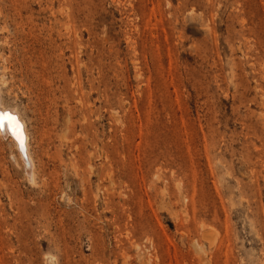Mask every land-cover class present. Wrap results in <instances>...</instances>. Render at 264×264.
<instances>
[{
  "label": "rangeland",
  "instance_id": "rangeland-1",
  "mask_svg": "<svg viewBox=\"0 0 264 264\" xmlns=\"http://www.w3.org/2000/svg\"><path fill=\"white\" fill-rule=\"evenodd\" d=\"M0 91V264H264V0H0Z\"/></svg>",
  "mask_w": 264,
  "mask_h": 264
},
{
  "label": "bare ground",
  "instance_id": "bare-ground-1",
  "mask_svg": "<svg viewBox=\"0 0 264 264\" xmlns=\"http://www.w3.org/2000/svg\"><path fill=\"white\" fill-rule=\"evenodd\" d=\"M1 92V91H0ZM1 98V97H0ZM2 99V98H1ZM2 103V102H1ZM0 103V107H1V104ZM4 106V105H3ZM7 108V107H6ZM1 109V108H0ZM10 109V108H9ZM13 109V108H12ZM16 111V110H15ZM12 116H15V115H12ZM20 115H18V117H19ZM16 117V116H15ZM20 118V117H19ZM22 121L24 120L23 119V117H22V119H21ZM18 121V120H17ZM19 122V121H18ZM24 122V121H23ZM26 123V122H25ZM25 123L23 124L24 126H25ZM10 125H15V122L14 121H11L10 123H4L2 120H0V134H2V135H6L7 134V132L9 133V131H10V129H9V126ZM22 125V126H23ZM23 126V127H24ZM25 129V128H24ZM27 129V128H26ZM18 131V130H17ZM19 131H20V129H19ZM29 132V131H28ZM25 134H27L28 135V133H25ZM29 136V135H28ZM10 138V137H9ZM11 139V138H10ZM13 139H14V137H13ZM12 139V140H13ZM18 140V139H17ZM25 140V139H24ZM27 140V139H26ZM28 140H30V139H28ZM26 143H28L27 141H26ZM15 144V143H14ZM13 144V145H14ZM16 145V144H15ZM14 145V146H15ZM16 147V146H15ZM21 147V146H20ZM27 147H29V146H27ZM16 149V148H15ZM21 149H24L23 147H21ZM26 149H28V148H26ZM16 151V150H15ZM17 152V151H16ZM28 153H29V151H28ZM20 153H19V151H18V154L17 155H19ZM20 157V156H19ZM29 157H31V156H29ZM32 158V157H31ZM23 160V159H22ZM28 160V159H27ZM24 166H25V164H24ZM28 169H29V171L31 172V170H32V168H33V162H32V160L31 159H29L28 160ZM27 172H28V170H27ZM30 172L28 173V174H30ZM33 172V171H32ZM27 174V175H28ZM33 177H35L34 176V172H33ZM30 180V179H29ZM31 180H33V178L31 179Z\"/></svg>",
  "mask_w": 264,
  "mask_h": 264
},
{
  "label": "snow or ice",
  "instance_id": "snow-or-ice-1",
  "mask_svg": "<svg viewBox=\"0 0 264 264\" xmlns=\"http://www.w3.org/2000/svg\"><path fill=\"white\" fill-rule=\"evenodd\" d=\"M3 119H7L9 121H14L15 122V126L19 132V129H20V125H19V122L16 120V117L15 116H11L9 115L8 113L4 112L3 110H0V120H3ZM17 132V138L18 139H21L22 137L18 134Z\"/></svg>",
  "mask_w": 264,
  "mask_h": 264
}]
</instances>
